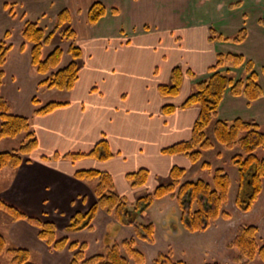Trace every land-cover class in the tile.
Instances as JSON below:
<instances>
[{
  "label": "crops",
  "instance_id": "1",
  "mask_svg": "<svg viewBox=\"0 0 264 264\" xmlns=\"http://www.w3.org/2000/svg\"><path fill=\"white\" fill-rule=\"evenodd\" d=\"M14 1L11 13V7L0 0V37L9 32L7 41L12 44L3 67L1 94L10 102L14 113L31 118L39 144L18 168L0 171V198L29 215L54 221L59 237L67 234L72 241L84 242L86 251L93 254L103 248L107 234L111 241H121L134 234V227L119 224L101 209L91 228L66 233L64 227L70 217L76 211H86L96 201L94 183L79 179L76 172L91 168L108 171L118 193L130 203L166 182L174 165L187 169L186 178H199L194 176L196 172H189L194 163L188 156L167 154L162 150L191 138L200 107H178L170 114H164L162 108L166 104L180 106L195 90L197 80L209 75V68L219 52L242 53L246 57L255 45L264 55V18H249L258 8L264 9L263 0L259 1L262 5L252 0H237L238 5L234 0H179L174 9L167 8L166 1L159 0L140 4L137 0H102L107 13L95 24L88 17L94 0ZM63 8L72 14L76 43L82 49L79 78L70 90L40 86L44 76L32 65V44L25 42L22 36L26 20L37 21L49 30ZM140 8L142 13L135 14ZM173 13L174 20L168 22L166 18L169 19L170 14L174 16ZM242 27L246 28V38L242 42L233 41L232 37ZM57 43L60 40L46 45L42 56L45 57ZM60 45L65 50L60 63L63 67L71 57L67 53L69 43L64 41ZM247 57L254 62L252 55ZM177 65L184 73L180 93L174 97L163 96L159 85L170 82L171 71ZM259 81L264 90L262 73ZM33 97L41 104L51 101L62 104L49 113L38 115ZM238 117L264 126V91L258 99L249 100L228 90L216 119L231 121ZM210 133L213 137L212 127ZM102 139L108 141L114 152L109 159L55 156L56 153H88ZM218 146V153H221L222 145L216 142L214 148ZM9 147L0 145V150ZM230 150L240 151L236 147ZM143 167L150 172L148 180L133 187L126 175ZM259 199L249 212L241 214H245L247 223L258 226V235L264 239V209L257 206ZM157 204L151 215L149 210ZM176 210L181 218L174 197L156 199L140 217L154 222L155 240L153 243L138 240V247L143 250L148 247L146 244L158 246L161 237L168 238V244L179 246L186 236L205 237L204 244L210 248L214 246V240L208 239L209 231L222 217L204 231L190 234L180 233L178 229L167 231L160 223L163 220L167 225L166 217H174ZM5 235L15 245L39 254L41 264H69L71 251L50 249L39 238L38 228L26 219L11 220ZM173 246L156 251L147 248L145 264H152L161 251L171 249L175 253ZM191 253L196 255V251ZM185 256L191 263L193 258L187 253ZM205 262L201 260L200 263Z\"/></svg>",
  "mask_w": 264,
  "mask_h": 264
},
{
  "label": "trees",
  "instance_id": "2",
  "mask_svg": "<svg viewBox=\"0 0 264 264\" xmlns=\"http://www.w3.org/2000/svg\"><path fill=\"white\" fill-rule=\"evenodd\" d=\"M240 4L239 2L236 4ZM115 10V9H114ZM116 12V11H115ZM107 13V7L102 0H94L88 17L92 24L97 23ZM264 22V20L262 21ZM247 35L245 27L236 33L232 40L242 42ZM10 33L0 37V141L4 138L21 137L18 147L0 150V171L4 168L16 169L34 149L38 147V137L32 127L31 118L16 114L12 111L10 102L2 96L1 86L4 78V64L12 44L7 41ZM22 36L25 42L32 44V65L44 77L40 86L70 90L76 84L80 73L79 59L82 49L76 43V31L69 9L59 11L54 26L47 30L37 21L26 20L22 27ZM60 40L52 50L43 57V48ZM68 42L67 53L70 62L61 67L64 55L61 42ZM244 66L245 76L231 75L235 67ZM190 73V71H188ZM261 71L254 69V62L247 59L242 53L219 52L216 61L209 68L206 78L197 80L196 88L180 105L166 104L162 111L164 114L174 112L178 107L186 108L198 105L200 112L194 122L192 136L187 140L178 141L163 148L167 154H184L192 163L201 162V167L210 172V178H186L187 169L174 165L170 171L169 179L160 183L152 191L139 197L133 203L120 195L115 188L113 176L108 171L98 169H81L76 177L94 183L96 201L86 211H76L65 225L66 233L77 232L91 228L94 218L99 210L112 215L116 221L124 226H133L134 235L125 237L121 241H111L109 234L104 238L102 250L88 255L87 245L84 242L72 241L67 234L58 236L57 224L49 219L32 216L20 208L5 202L0 198V209L10 214L11 220L26 219L38 228V236L50 249L61 251L69 249L71 258L69 264H145L146 254L138 247V240L153 243L156 227L153 221L142 220L143 215L156 199L172 196L176 199L181 211V221L190 232L206 230L214 221L222 217L230 219L232 213L226 209L229 201L231 177L226 168L220 166L213 168L211 161L204 159L205 153L214 149L216 142L233 149L239 147L240 151L233 154L230 162L238 168L239 183L235 197V205L243 212H248L259 199L263 190L264 156L260 157L257 150L264 149V130L257 122L241 117L231 121L216 119L219 106L224 95L229 90L234 95H244L249 100L262 96L263 87L259 81ZM183 70L180 66L173 67L170 82L159 85V92L163 96L174 97L180 93L183 82ZM37 105L35 114H46L60 106V102H47L41 104L37 97H33ZM213 129V137L209 133ZM114 155L106 139L100 140L88 153H65L56 157L79 159L86 156L98 159H109ZM147 168H140L128 172L126 177L133 187L143 185L149 177ZM259 228L255 223H241L235 237L229 243L230 248L239 251L232 264H264V239L258 235ZM5 253L12 264H39L33 260L31 249L17 246L9 242L5 233L0 232V254ZM1 264V263H0ZM152 264H191L186 260L175 258L173 250L159 252ZM204 264H224L220 261H209Z\"/></svg>",
  "mask_w": 264,
  "mask_h": 264
},
{
  "label": "rangeland",
  "instance_id": "3",
  "mask_svg": "<svg viewBox=\"0 0 264 264\" xmlns=\"http://www.w3.org/2000/svg\"><path fill=\"white\" fill-rule=\"evenodd\" d=\"M136 1V0H135ZM138 3H142V2H148L149 0H137ZM161 2H165L166 1V7L169 9H174L175 5L177 2H179V0H159ZM236 2H238L237 0H234ZM244 1H248L251 2V0H244ZM258 1V2H257ZM260 0H252L253 2H257V4H261L259 3ZM241 2V1H240ZM5 6L7 7H11V13L14 11V4H16V2L14 0H4ZM242 3V2H241ZM262 4H264V0L262 1ZM261 4V5H262ZM173 12V11H172ZM142 13V8H140L139 10H136L135 14L140 15ZM174 14V13H173ZM251 17H263L264 18V9L262 8H258L256 11L252 12V14L249 15ZM169 19L166 18V20L169 22L170 20H174L175 14L174 16L171 14L168 15ZM264 24V22H263ZM255 33L258 31H254ZM260 34V33H259ZM261 35V34H260ZM253 56L254 58V69L258 70L259 72L261 71L262 68V60L264 59V55H263V50H261L259 47H254L250 48L248 54H246L247 56ZM249 58V57H247ZM233 76L239 77L241 76V74H243L245 76L246 74V69L244 66L241 67H235L233 68V70L230 73ZM0 124H1V118H0ZM262 130H264V126H262ZM210 133V130H209ZM211 134V133H210ZM21 142V137H17V138H4L1 142L0 145L1 146H5V145H9V149H12L14 147H18L19 144ZM220 146H218V148H214L212 150H209L208 152L205 153L206 156H204V159H208L209 161H211L213 168L215 167H224L226 168L227 172L229 173L230 177H231V187H230V195H229V201L226 204V209H228L231 213H232V217L230 219H225V218H221L219 220V222L213 226V228L209 231V236L208 239L211 238L214 240L213 243V247L211 246V248L209 247V245H205L204 241L206 240L205 237H195L192 239L191 236H186V237H182V240H180V245L178 246H173L171 243L168 244L167 243V239L168 238H164L161 237V240L159 241L158 246L155 245H148L146 244V246L148 247H143V251L147 250V248H151L153 251L156 250H160L161 247H166V249L169 246H173L174 251H175V258H180L183 260H186V253L188 254L189 258H193L192 261H190L192 264H201V260L209 262V261H220L224 264H232L234 261V258L238 255L239 251L235 248H230L229 247V242H231L233 240V238L235 237L236 231L239 227V225L244 222H247L246 220H248L246 218V216L244 217L243 214L241 213H245L243 211H241L240 209H238L235 205V197L237 194V189H238V179H239V171L238 168L233 165L230 162V159H228V154L231 153L232 150L227 149L225 146H221V153H218V150ZM235 149V148H234ZM236 149H240L239 147H236ZM232 153L234 154L235 152L232 151ZM257 153L260 157L264 156V149L260 148L257 150ZM194 167L192 169H189V172L192 171L196 172L193 173L194 176H201L204 178L209 179L210 178V172L207 169H203L201 167V162L198 163H194L193 164ZM8 170H10L11 168H7ZM195 169V170H193ZM189 174V173H188ZM259 202L257 203L259 208H263L264 209V179H263V190L259 196ZM159 204V203H158ZM155 205L153 208H151L149 210V213L151 215H153V211L155 209V207L158 206ZM161 204V203H160ZM249 212V211H248ZM248 217V216H247ZM168 218V224L165 225L164 221H161V225L167 230V231H173V229H178L180 231V233H192L189 230H187L180 218V212L176 210V213L174 214V217H166ZM11 222V217L10 214L3 210L0 209V232L6 233L8 226ZM112 228H109V233L110 236H114V232L111 230ZM169 233V232H168ZM167 233V234H168ZM183 235V234H182ZM132 236H135L134 234ZM181 236V235H180ZM9 242L10 239L8 237ZM174 240V237L172 238V241ZM177 240H179L177 238ZM12 243V242H11ZM14 244V243H12ZM15 245V244H14ZM176 245V244H174ZM208 246V247H207ZM157 247V248H156ZM206 248H208V252H206ZM102 250V249H100ZM195 252L196 251V255L195 253H191V252ZM203 251V252H201ZM98 252V251H97ZM200 252V253H199ZM238 252V253H237ZM86 253L88 255H90L87 251ZM194 255V257H193ZM192 256V257H191ZM201 259V260H200ZM33 260L37 261L39 264H41L40 261V255L37 253H34L33 255ZM258 262V260H256ZM257 262H251L250 264H254ZM0 263L1 264H12L10 262V258L5 254L2 253L0 254ZM134 264V263H132ZM151 264V263H150ZM263 264V263H261Z\"/></svg>",
  "mask_w": 264,
  "mask_h": 264
}]
</instances>
